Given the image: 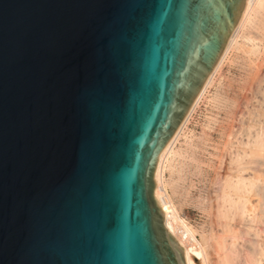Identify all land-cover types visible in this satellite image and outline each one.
I'll return each mask as SVG.
<instances>
[{
  "label": "water",
  "instance_id": "obj_1",
  "mask_svg": "<svg viewBox=\"0 0 264 264\" xmlns=\"http://www.w3.org/2000/svg\"><path fill=\"white\" fill-rule=\"evenodd\" d=\"M247 0H0V264H196L160 155Z\"/></svg>",
  "mask_w": 264,
  "mask_h": 264
},
{
  "label": "rangeland",
  "instance_id": "obj_2",
  "mask_svg": "<svg viewBox=\"0 0 264 264\" xmlns=\"http://www.w3.org/2000/svg\"><path fill=\"white\" fill-rule=\"evenodd\" d=\"M236 40L192 110L163 167L167 193L180 221L173 220L170 226L175 225L178 234L182 232L180 235H186L190 243L196 239L205 245L208 264L218 262V242L225 237L230 240L229 234L242 237L236 242L237 248H242L239 260L244 259L243 251L248 247L252 251L264 247V219L253 221L252 212L243 215L242 211L227 218L222 196L227 182L253 181L255 187L251 191L240 190L239 194L255 213L264 203V158L241 154L249 148L245 144L248 134L264 128V8L255 7ZM256 187H260L261 196ZM228 192L236 198L234 192ZM182 224L191 227L193 238L187 236ZM195 256L200 259L199 253Z\"/></svg>",
  "mask_w": 264,
  "mask_h": 264
},
{
  "label": "bare ground",
  "instance_id": "obj_3",
  "mask_svg": "<svg viewBox=\"0 0 264 264\" xmlns=\"http://www.w3.org/2000/svg\"><path fill=\"white\" fill-rule=\"evenodd\" d=\"M256 6H259L260 8H264V0H247L246 8H245V10L243 12L242 18H241L240 22L238 23L237 27L235 28L233 34L231 35V37H230V39L228 41V44H227V46H226V48L224 50V53L222 54V56L220 58V61L218 62V65L216 66V68L214 69L213 73L208 78L205 86L203 87V89L200 92L198 98L194 102V104H193L192 108L190 109L188 115L186 116L185 120L183 121V123L181 124V126L179 127V129L176 131V133L174 134V136L172 137V139L168 142V144L166 145V147L164 148V150L162 151V153L160 155V158H159V161H158L157 168H156V173H155V178H156L155 195H156V198L158 199V201L160 202V204H161V206H162V208L164 210L166 227L179 240V242L181 243V245L184 248V252L185 253H190L191 255H193V257H194V259L196 261V264H208L206 262V259L208 258L207 257V252H206V246L205 245L203 246L196 239H194L193 243H190V241L186 237H184L186 235H184V236L180 235L182 232L180 234H178L179 232H177V230L174 228L175 225L173 227L170 226V222L173 221V220H175V221L178 222L179 221V217H178L177 210H176V208L174 206V203L172 202L170 196L167 193V184H166V182L164 180V177H163V167H164V163L168 159L169 154L172 152V149H173L172 147H173L174 142L176 141L178 135L180 134V131L182 130L183 126L188 121V118H189L192 110L194 109V107L198 103L200 97L203 95V93L206 90V88L208 87V85L210 84V82H211V80H212L215 72L220 67V64L222 63V61H223L225 55L227 54L228 50L236 43V41H237L236 38H237V35H238L239 31L250 20L251 13L255 9ZM262 97L263 98H261V99H263V101H261V102H262V105H264L263 104L264 103V94L262 95ZM262 107H264V106H262ZM263 129L264 128H262L261 131L256 132L253 135H251L250 133L248 134V140L245 142V144L249 148L244 149L242 151L241 154H242L243 157H245V156L248 155V156L257 157V158H260V157H263L264 158V130ZM237 161L239 162L240 160L238 159ZM257 161L259 162V160H257ZM240 165H238V166H240ZM241 170H242V168H241ZM239 178H241V177H239ZM253 178H254V176H253ZM227 179H228V177H227ZM248 179H247V181L251 180V179H249V180ZM255 180H257V179L255 178ZM252 182L249 183V184H245L244 182H241L240 183L239 180H237V181H230V182H227L226 183L225 189L222 187L224 189V191H223L224 193H222V196H224L223 203H225V213L224 214H225V216L227 218L232 219L236 215V213L238 211H242L241 214H243V215H245V213L252 212L253 214L251 216L250 215L249 216L252 218L253 221H255V220L257 221V220H260V219H264V203H262V204L260 203V205H262L261 206L262 208L259 211V213H255V211L252 208L251 209L248 208L247 205L249 203L246 204L248 200H246V199L245 200L244 199L242 200V197L239 194L240 190H248V191H251L255 187L253 185L254 183H252ZM263 189H264V187H263ZM228 191L234 192L233 194L236 195V198L235 197H232L231 194H229ZM261 192L262 191H260V187H256V193H257V195H260L261 196ZM262 200H263V196H262ZM243 215H241V217H243ZM174 224H176V222ZM182 226L184 227L186 225H183L182 224ZM181 227H180V229H181ZM186 230H184V231H186L188 233L187 236L191 238L193 236V231H192L191 227L186 226ZM241 234H244V233H241ZM229 238H230V240H226V237H225L221 242H218L217 239H216V241L218 242V248H219V250H221V253H220L221 255L218 258V262L215 261L217 264H264V261L262 260V257L264 256V247H261L262 245L259 246V247H261V249L259 251L249 250L250 248L247 246L248 249L247 250L245 249L246 251H243L244 259L242 258L243 260H239L240 256L242 255V253H240L241 251H239V249H242V248L239 247V249H238L237 248V245L238 244L236 242H237L238 239H240L242 237L239 238L235 234H231V235L229 234ZM214 239H215V237H214ZM243 244H244V242H243ZM243 244H242V246H243ZM193 247H195V248H193ZM243 248H245V247H243ZM251 248H253V247H251ZM198 253H199L200 259L198 258L199 260H196V256L195 255L198 254ZM257 255H258V257H257ZM209 261H211V260H209Z\"/></svg>",
  "mask_w": 264,
  "mask_h": 264
}]
</instances>
